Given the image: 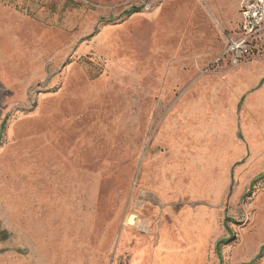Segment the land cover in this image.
<instances>
[{
  "label": "rangeland",
  "instance_id": "374dc122",
  "mask_svg": "<svg viewBox=\"0 0 264 264\" xmlns=\"http://www.w3.org/2000/svg\"><path fill=\"white\" fill-rule=\"evenodd\" d=\"M162 3L0 0L1 264L5 254L7 264H167L153 254L159 229L171 226L172 211L201 207L219 217L210 236L191 227L183 242L171 236L202 251L196 264H264V109L243 126L247 95L233 126L246 153L210 189L211 203L184 189L176 206L159 199L171 192L159 190V169L182 159L166 156L155 124L145 126L150 112L160 116L145 97L154 108L166 80L211 86L222 67L188 76L197 38H162L158 21L119 30L132 11ZM252 56L264 61V51ZM168 66L183 77L162 78Z\"/></svg>",
  "mask_w": 264,
  "mask_h": 264
},
{
  "label": "crops",
  "instance_id": "0c3cea01",
  "mask_svg": "<svg viewBox=\"0 0 264 264\" xmlns=\"http://www.w3.org/2000/svg\"><path fill=\"white\" fill-rule=\"evenodd\" d=\"M235 2L163 0L162 5L151 14L131 12L129 20L119 27V30L130 31L136 29L134 25L137 22L151 23L153 20L159 22L162 38L180 43L183 38H197L199 46L191 59L196 73L188 75L193 78H204L201 69L205 65H222L219 71L211 74L214 79L211 86H201L202 81L199 85L192 82L173 86L166 80L160 86V101L155 103L154 108L150 93L149 97H145L147 110L160 111L158 119L153 118L150 112L145 126L152 130L155 124L156 143L160 149L167 151L166 156L182 159L159 169V190L171 191L163 192L159 199L164 202L165 197H170L169 203H166L168 207L177 205L174 201L183 189L188 196L205 198L211 203L210 189L216 188V184H225L233 160L246 153L244 144L233 134L241 100L247 95L240 115L243 126L247 125V115L256 116L264 109V85L258 88L264 80V61L252 56L233 66L223 56L225 36L238 35L241 0L238 5ZM158 74L167 79L183 77L182 71H174L170 66ZM183 179L188 180L187 185L182 182ZM168 211L171 212V209ZM217 219L216 211L206 207L179 214L172 211L171 226L159 229V238H164V241L160 248L153 251L154 257H161L167 264H196L202 251L183 246L179 240L183 242L182 235L188 227L194 235L208 232L206 236H210ZM172 234H176L179 240L173 241ZM168 243L173 246L167 247ZM2 257L1 262L3 260L7 264V254Z\"/></svg>",
  "mask_w": 264,
  "mask_h": 264
},
{
  "label": "built area",
  "instance_id": "2783aa9c",
  "mask_svg": "<svg viewBox=\"0 0 264 264\" xmlns=\"http://www.w3.org/2000/svg\"><path fill=\"white\" fill-rule=\"evenodd\" d=\"M148 5L145 8L148 9ZM238 35L225 36L223 54L235 66L256 52L264 51V0H241Z\"/></svg>",
  "mask_w": 264,
  "mask_h": 264
},
{
  "label": "trees",
  "instance_id": "16d2710c",
  "mask_svg": "<svg viewBox=\"0 0 264 264\" xmlns=\"http://www.w3.org/2000/svg\"><path fill=\"white\" fill-rule=\"evenodd\" d=\"M132 12H137V11H132ZM225 220H227L226 218H225ZM224 241H219L218 243H217V246H216V253H217V255L219 256V258H220V250H219V244H221V243H223ZM249 264H252V262L251 263H249Z\"/></svg>",
  "mask_w": 264,
  "mask_h": 264
},
{
  "label": "bare ground",
  "instance_id": "6f19581e",
  "mask_svg": "<svg viewBox=\"0 0 264 264\" xmlns=\"http://www.w3.org/2000/svg\"><path fill=\"white\" fill-rule=\"evenodd\" d=\"M131 221V219H129V222Z\"/></svg>",
  "mask_w": 264,
  "mask_h": 264
}]
</instances>
